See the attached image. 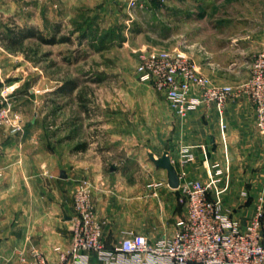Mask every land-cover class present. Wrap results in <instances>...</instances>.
Returning a JSON list of instances; mask_svg holds the SVG:
<instances>
[{"label":"crops","instance_id":"obj_1","mask_svg":"<svg viewBox=\"0 0 264 264\" xmlns=\"http://www.w3.org/2000/svg\"><path fill=\"white\" fill-rule=\"evenodd\" d=\"M128 1L107 0L110 17L104 24L112 30L117 20L127 30L131 24V31H125L128 43L143 33L152 42L156 36L150 31L135 30L138 22L126 10ZM185 1L167 0L157 11V20L166 29L174 24L172 49L185 51L200 73L218 86H230L233 96L221 112L201 106L184 118H175L168 145L165 98L138 80L116 102V110L112 96L109 106L101 105L93 114L80 107L75 95L69 96L75 110H59L52 109V102L44 106V95H35L36 90L22 93V80L6 88L21 121L16 132L0 128V264H27L32 252L41 253L50 264L58 261L71 244L72 192L75 182L83 178L92 184L104 248L112 250L129 234H141L153 245L171 238L184 207L178 189L168 186L166 170L152 163V158L165 152L179 184L187 179L206 185L210 197L241 226L253 216L260 197L264 206V134L256 128L254 108L245 91L252 58L264 49V19L248 17L246 0H238L242 10L221 19L215 11L230 0ZM168 36L159 31L156 38L166 41ZM147 44L138 49L154 48ZM0 50L8 52L3 44ZM92 52L101 53L96 48ZM93 81L95 86L102 82ZM72 85L68 88L72 91L79 86ZM60 88L55 95L64 99L66 108L68 89ZM151 113L159 121L156 130L150 126ZM139 135L146 139L135 138ZM151 136L158 143L154 138L153 144ZM182 152L192 159L183 164ZM217 170L216 186L211 179ZM115 257L119 264H130L128 256ZM86 264L104 261L90 253Z\"/></svg>","mask_w":264,"mask_h":264},{"label":"built area","instance_id":"obj_2","mask_svg":"<svg viewBox=\"0 0 264 264\" xmlns=\"http://www.w3.org/2000/svg\"><path fill=\"white\" fill-rule=\"evenodd\" d=\"M167 0H129L128 8H146L152 2ZM138 81L161 93L175 118H184L201 106L222 111L233 96L230 86H218L200 73L185 51L153 50L136 66ZM255 113L257 130L264 134V49L251 64V76L245 89ZM20 117L6 92L0 94V128L12 132L20 129ZM184 164L192 158L180 154ZM220 175L211 179L218 185ZM184 215L175 222L171 238L150 244L141 234L125 236L112 250L101 242V228L92 200V184L83 178L75 182L72 192L71 244L58 256L55 264L67 261L86 264L90 253L104 264H119L117 255L128 256L130 264H264V206L258 199L253 216L241 226L210 197L209 188L200 181L187 180L178 185ZM24 258L22 259V261ZM27 264H50L39 252H32Z\"/></svg>","mask_w":264,"mask_h":264},{"label":"rangeland","instance_id":"obj_3","mask_svg":"<svg viewBox=\"0 0 264 264\" xmlns=\"http://www.w3.org/2000/svg\"><path fill=\"white\" fill-rule=\"evenodd\" d=\"M190 1L192 0H186L185 3L190 4ZM201 1L205 2V0ZM219 1L209 0L214 4ZM232 1L236 8L233 7ZM128 2L127 12L138 22V25L134 24L136 31L144 29L156 37L161 31L169 34L168 39L161 41L154 37L150 42L151 40L145 37L148 35L143 33L135 37L134 45L131 40L128 43L125 31H131V24L129 30L119 23L120 20L114 23V30L110 25L104 24L106 17H110L107 0H0L1 45L7 44L4 36L11 38L19 30L31 28L43 38L53 40V43L45 44L34 35L22 40L20 45L10 47L7 54L0 50V94L6 92V88L13 86L14 81L22 80L20 83L22 93L36 90L35 95H44L42 98L44 106L48 102L55 104L52 109L75 110L72 108L73 104L70 106L72 97L69 98L75 95L76 100H80L82 104L80 107L88 113H98L101 105L109 106L107 104L112 96L116 110V102L120 98H125L128 95L127 91H131L132 84L138 80L136 74L138 62L153 50H165L168 47L172 49L176 44L173 37L174 24H170L172 25L170 29L162 28L156 17L157 11L163 8L167 1L163 5L152 2L146 8L134 9L128 8ZM246 4L247 10L250 11L248 17L264 19V0H246ZM238 8H240L238 0H230L223 4L217 13L215 11V15L218 19L224 15L232 16ZM98 11L101 15L96 14ZM123 14L126 15V12ZM143 43H148L147 45L154 48L138 49ZM159 46L164 48H157ZM95 48L101 53H93L92 50L94 51ZM2 62L6 63L4 67H1ZM93 80L102 82L100 86H95ZM59 83L63 84L60 87L65 90L72 84L79 85L76 90L68 89L67 94H64L68 98L67 103L65 102L66 108H64V99H57L55 95V91L60 88H56ZM46 88L56 89L54 92L42 94L41 91ZM149 122L153 130L158 128L159 121L153 118L152 113ZM165 122V139L168 145L175 123V117L169 111L166 112ZM139 137L142 141L146 136L143 138L139 135L135 138ZM151 138L153 144L154 138L158 143L156 137L151 136ZM147 161H150L149 156Z\"/></svg>","mask_w":264,"mask_h":264},{"label":"water","instance_id":"obj_4","mask_svg":"<svg viewBox=\"0 0 264 264\" xmlns=\"http://www.w3.org/2000/svg\"><path fill=\"white\" fill-rule=\"evenodd\" d=\"M152 163L156 167L166 170L168 186L172 189H177L179 185L178 177L167 152H165L160 158H152Z\"/></svg>","mask_w":264,"mask_h":264},{"label":"trees","instance_id":"obj_5","mask_svg":"<svg viewBox=\"0 0 264 264\" xmlns=\"http://www.w3.org/2000/svg\"><path fill=\"white\" fill-rule=\"evenodd\" d=\"M35 31V32H34ZM37 34V35H36ZM37 36L38 40L42 43L45 44H51L53 43L52 39H45L42 36H40L38 34V32L36 30H34L33 28L29 29V30H19L17 33H15L14 35H12L11 38L9 37H4V39L7 41V44L5 45L6 48H10V47H14V46H18L21 44L22 40L30 37V36ZM70 88H73V85L70 86Z\"/></svg>","mask_w":264,"mask_h":264}]
</instances>
